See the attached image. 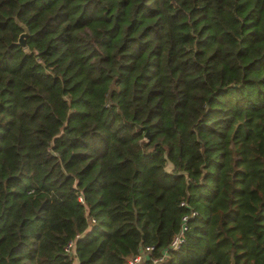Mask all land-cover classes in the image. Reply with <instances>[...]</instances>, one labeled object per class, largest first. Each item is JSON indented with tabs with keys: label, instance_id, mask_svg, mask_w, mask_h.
Masks as SVG:
<instances>
[{
	"label": "trees",
	"instance_id": "1",
	"mask_svg": "<svg viewBox=\"0 0 264 264\" xmlns=\"http://www.w3.org/2000/svg\"><path fill=\"white\" fill-rule=\"evenodd\" d=\"M189 209L160 264H264V0H0V264L158 255Z\"/></svg>",
	"mask_w": 264,
	"mask_h": 264
},
{
	"label": "built area",
	"instance_id": "2",
	"mask_svg": "<svg viewBox=\"0 0 264 264\" xmlns=\"http://www.w3.org/2000/svg\"><path fill=\"white\" fill-rule=\"evenodd\" d=\"M77 198L79 201H82L80 194L77 196ZM180 206H186V204L181 202ZM195 214L196 212L194 210L189 209V212L181 215L177 232L172 235L166 248L163 249L158 255L153 254L152 246H143L140 247L135 254L129 256L126 259V264H160L163 262L167 258L168 252L176 251L180 248V245L184 242L185 233L188 230V220L191 219ZM74 243L75 240L68 241L65 244L63 250L65 253L73 256V264H77L74 255Z\"/></svg>",
	"mask_w": 264,
	"mask_h": 264
},
{
	"label": "water",
	"instance_id": "3",
	"mask_svg": "<svg viewBox=\"0 0 264 264\" xmlns=\"http://www.w3.org/2000/svg\"><path fill=\"white\" fill-rule=\"evenodd\" d=\"M15 25L20 29V33L18 34L15 44L19 46L20 48H25V38L28 36V31L24 25L19 23L17 20L14 21ZM144 138L148 139V133L147 130L144 132Z\"/></svg>",
	"mask_w": 264,
	"mask_h": 264
},
{
	"label": "rangeland",
	"instance_id": "4",
	"mask_svg": "<svg viewBox=\"0 0 264 264\" xmlns=\"http://www.w3.org/2000/svg\"><path fill=\"white\" fill-rule=\"evenodd\" d=\"M75 261V260H74Z\"/></svg>",
	"mask_w": 264,
	"mask_h": 264
}]
</instances>
